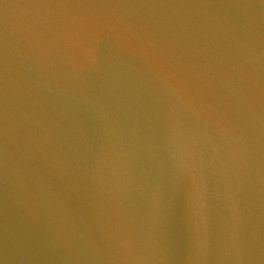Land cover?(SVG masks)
<instances>
[{
    "label": "water",
    "instance_id": "water-1",
    "mask_svg": "<svg viewBox=\"0 0 264 264\" xmlns=\"http://www.w3.org/2000/svg\"><path fill=\"white\" fill-rule=\"evenodd\" d=\"M0 264H264V0H0Z\"/></svg>",
    "mask_w": 264,
    "mask_h": 264
}]
</instances>
